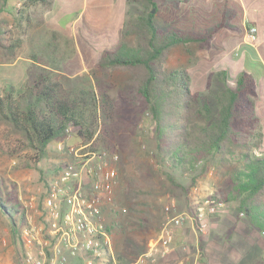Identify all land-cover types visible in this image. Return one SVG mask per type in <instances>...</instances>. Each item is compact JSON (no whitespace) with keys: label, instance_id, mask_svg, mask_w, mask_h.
<instances>
[{"label":"trees","instance_id":"trees-1","mask_svg":"<svg viewBox=\"0 0 264 264\" xmlns=\"http://www.w3.org/2000/svg\"><path fill=\"white\" fill-rule=\"evenodd\" d=\"M14 2L13 6L2 4L3 9L14 18L11 27L25 30L23 19L29 21L31 16L22 14L21 6L47 8L54 0ZM18 2L20 6H16ZM155 7V0H146L135 21L129 20L136 27L133 43L113 36L109 44L98 47L96 54L91 52L87 63L83 61L75 70L64 67L69 75L88 67L93 75L90 85L68 89L57 72L37 65L39 69L27 71L20 89L10 83L0 89V126L6 127V134H0V156L31 151L30 159L37 163L47 156L50 142L65 139V129L70 126L75 135L70 143L75 139L90 142L92 149L119 152V173L127 181L125 199L132 210L139 205V197L164 186L160 173L187 194L211 166H226L221 172L225 186L210 197L222 200L225 206L234 202L237 213L242 212L259 236L264 230V150L261 117L254 106L256 81L249 62L235 78L224 71L216 72L220 85L216 89L211 88V74L205 87L197 88L186 67H164L175 45L196 43L200 49L209 50L219 28H238L224 22L206 32L170 25L160 28L155 12L150 11ZM33 18L39 22L42 16ZM129 33V29L122 31L124 36ZM20 43L21 38L0 23V59L12 61ZM117 68L130 72L127 85L116 87L111 81V72ZM143 114L149 159L138 152L133 140ZM254 149L261 154L256 155ZM127 166L132 168L130 176ZM170 170L191 173L187 188ZM11 187L0 177V211L9 217L15 238L20 229L17 218L22 224L26 218ZM111 227V223L106 226L109 231ZM106 254L110 257L109 252ZM117 259L120 261V256Z\"/></svg>","mask_w":264,"mask_h":264},{"label":"rangeland","instance_id":"rangeland-1","mask_svg":"<svg viewBox=\"0 0 264 264\" xmlns=\"http://www.w3.org/2000/svg\"><path fill=\"white\" fill-rule=\"evenodd\" d=\"M212 1V6L206 10L202 4L196 2L185 8L175 4H164L160 14H155L154 20L158 27H166L163 20L173 21L174 27L181 30H190L191 24L195 30L204 32L220 20L221 8H226L227 13L232 9V22L237 23L239 11L234 0H222L221 4ZM143 0H54L51 7H43L50 11L49 20L45 26H40L36 21L29 22L28 29L30 45L20 48L12 61L0 59V89L7 84H12L16 90L23 86L26 73L39 69L37 65H44L65 79L68 89L76 86H87L92 83L93 75L88 67H84L79 73L69 75L64 67L76 69L83 61L87 63L91 52H98V47L109 44V40L115 36L133 43L136 27L131 24L135 21V14L141 8ZM218 9V10H217ZM229 9V11H228ZM155 12V8L150 9ZM158 13V12H157ZM216 14V16H212ZM131 22H130V21ZM0 23L16 33L13 25V17L4 15L0 17ZM24 24L25 21L23 20ZM23 24V26H24ZM49 26L50 29H48ZM26 29V31L28 30ZM129 29L130 33L121 35V30ZM50 34L48 35L49 32ZM22 33V32H21ZM23 34V33H22ZM24 34H27L26 32ZM241 34V32L239 33ZM226 28H221L213 39L220 43L221 50L212 49L213 53L203 54L197 63L199 47L196 43L178 44L170 50L164 67L170 70L177 67H186L190 70L193 87H205L204 67L211 63L215 53H223L235 42ZM34 57H30L29 53ZM19 57V58H18ZM197 63L194 68H191ZM87 66V64H85ZM190 68V69H189ZM59 71H61L59 73ZM209 76V75H208ZM211 88L219 85L215 73H211ZM230 78H234L228 74ZM131 74L125 69L117 68L111 72V81L116 87L125 86L130 82ZM114 93V90H112ZM264 95L260 104L256 107V113L264 124ZM146 114L140 117L136 134L133 137L135 147L144 158L147 156L146 126L144 120ZM6 127L0 126V134H6ZM74 141V140H71ZM69 142V141H68ZM56 141L47 146V156L37 163L30 159L31 151H25L20 155L0 156V177L9 188L16 192L21 209L25 213L26 221L37 223L40 219L41 194L39 190L45 181L55 173L57 165L68 158L55 148ZM255 150L258 149H254ZM259 151V150H258ZM119 156V152L116 151ZM61 160V161H60ZM151 160V159H150ZM117 184L115 186V200L118 214L113 216L114 225L110 228V241L113 257L107 254L101 256L98 263L103 264H131L147 247L149 242L158 233L160 226L173 214H181L182 221L173 226V244L171 250L156 264H264V236H257L248 221L237 213L235 203L227 204L221 211L208 218V226L204 231L198 229L194 220V207L197 201L209 195L219 193L225 186L224 176L226 166L217 168L211 166L206 173L201 174L185 194L178 185H172L160 173V182L164 186L156 192L145 194L136 200L139 205L136 210L130 208L131 203L125 199L126 180L122 172L119 173L117 162ZM175 179L183 188L190 183L191 173H182L179 170H170ZM127 174H132L131 166H127ZM126 181V182H125ZM31 194L38 197L37 211L25 206ZM39 194V195H38ZM170 209L167 211L166 207ZM124 208L125 211H121ZM120 209V210H119ZM21 227L23 224L17 218ZM179 231V233H178ZM0 235L5 238V243L0 242V260L2 264H22L19 259V245L17 237L13 235L9 217L0 211ZM203 235V238H202ZM181 238V239H180ZM202 238V239H201ZM117 256H120L118 261ZM102 259V260H101ZM74 264L78 260H72ZM150 264V263H149Z\"/></svg>","mask_w":264,"mask_h":264},{"label":"built area","instance_id":"built-area-1","mask_svg":"<svg viewBox=\"0 0 264 264\" xmlns=\"http://www.w3.org/2000/svg\"><path fill=\"white\" fill-rule=\"evenodd\" d=\"M256 33L255 25L246 27L249 42H256ZM65 133V139L56 141L55 148L68 158L60 160L55 173L39 190L40 212L37 211L39 200L35 194H31L25 203L39 213L40 219L37 223L27 219L19 229L17 243L22 264H74L72 260H78L76 264H103L97 261L106 252L113 257L111 235L106 226L114 225L113 216L118 214L115 200L118 153L92 149L90 142H68L75 136L70 126ZM255 154L261 152L255 150ZM224 207L222 200L210 195L197 201L194 220L198 229L204 231L208 218ZM169 209L167 206L166 210ZM121 211L125 209L121 208ZM181 221V214L170 216L131 264H156L163 259L172 248V227ZM260 233L264 236V230ZM0 242L5 243L1 235Z\"/></svg>","mask_w":264,"mask_h":264},{"label":"crops","instance_id":"crops-1","mask_svg":"<svg viewBox=\"0 0 264 264\" xmlns=\"http://www.w3.org/2000/svg\"><path fill=\"white\" fill-rule=\"evenodd\" d=\"M125 1H135V0H122V2ZM146 0H143L141 8L144 7ZM216 2L220 3L222 2V0H215ZM237 3V7H238V11H239V18L237 20V22L240 23H234L232 22V12H234L232 9H228V13L227 15V20H225V13L227 12L226 8H221V9H217L218 11H220V20L216 23H213V25H211L210 28H212L213 26L219 24V23H230L233 26H236L238 29L237 30H231L228 29L227 27H221V28H226L230 31V33L232 35H235V42H233V45H231L229 47L228 50H226V52L223 53H215V55L212 57L214 58L213 61L211 63H206L205 67H204V81L206 82L208 75H210L211 73H216V72H221L224 71L227 75L229 74L230 76L234 77L244 68V65L246 64V61L249 62V69L251 70V72L254 74V78L256 81V97H255V111H256V107L260 104L261 101V97L262 95H264V0H234ZM196 2V0H155V14H160V11L162 9V7L164 6V4H170L173 6V4H175L176 7L179 6V4L184 5L185 8L187 9L188 7L192 6L194 3ZM197 2H199L200 4H202L204 6V8L206 10H209L212 6V1L211 0H197ZM2 4H9L11 6H13V4H15L14 0H0V6L1 10L0 11V17H3L4 15H8V16H12V14H9L7 11V9H3V5ZM16 6H20V2L16 3ZM6 8V7H5ZM140 8V9H141ZM21 12L22 14L25 13H29V15L31 16V19L29 21H25L26 24H24V28L25 30L22 29H17L15 35L21 38V47L20 48H24L25 45H30V40L28 38L27 35H29V29H28V25L29 22L31 21H36L33 16H42L41 21H36L40 26H45V23L47 21V19L49 20V15H50V11H46L45 8H41L40 5H28V6H21ZM158 12V13H157ZM212 16H216V14H213ZM14 19V18H13ZM161 19V23L162 24H166V26H174L173 21L171 20H163ZM248 25H255L257 28V37H256V42L251 43L248 41L247 36H246V27ZM48 29H50L49 26ZM195 26H193L191 24V27L189 28L190 30H195L194 29ZM208 29H205L204 32H206ZM219 28L216 33L221 29ZM26 29H28L26 31ZM198 31V30H197ZM23 34H22V33ZM27 34H24V33ZM50 34V30L48 31ZM241 32V34H239ZM213 36V39L215 38V35ZM121 35H122V30H121ZM120 38V37H118ZM212 39V42L214 44V47H212L209 50H205V49H200L198 48L200 51L197 55V63L200 61V58L203 54L208 55L212 52V49L215 50H221V48H223V46L218 43L215 42ZM31 54V52L29 53V55ZM96 54V52H95ZM30 57H32L30 55ZM19 58V57H18ZM194 63L193 66L191 68H194V66L197 64ZM44 66V65H41ZM190 69V68H189ZM190 71V70H189ZM61 71H59L60 73ZM192 77V76H191ZM264 99V98H263ZM264 113V112H263ZM261 121V118H260ZM261 124V122H260ZM262 127V142H261V149L264 150V124H261ZM73 139V138H72ZM75 142V139H74Z\"/></svg>","mask_w":264,"mask_h":264}]
</instances>
